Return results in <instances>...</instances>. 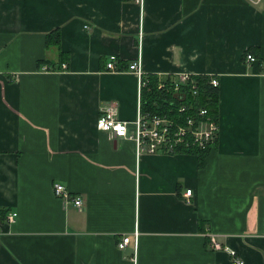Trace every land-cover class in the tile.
Wrapping results in <instances>:
<instances>
[{
    "label": "crops",
    "instance_id": "obj_1",
    "mask_svg": "<svg viewBox=\"0 0 264 264\" xmlns=\"http://www.w3.org/2000/svg\"><path fill=\"white\" fill-rule=\"evenodd\" d=\"M138 50L144 76L218 81L206 152L96 129L108 106L135 120ZM263 64L264 0H0V264H264Z\"/></svg>",
    "mask_w": 264,
    "mask_h": 264
},
{
    "label": "built area",
    "instance_id": "obj_2",
    "mask_svg": "<svg viewBox=\"0 0 264 264\" xmlns=\"http://www.w3.org/2000/svg\"><path fill=\"white\" fill-rule=\"evenodd\" d=\"M253 2V0H251ZM258 3L260 0H254ZM141 38V37H140ZM117 57L109 56L106 68L110 71L118 72L116 68ZM247 64L256 63L257 60L250 54H246ZM63 65V64H62ZM65 68V66L63 65ZM264 69V64L262 65ZM127 71L133 73L138 79L139 90L146 85L147 76H144L141 68V55L138 50L136 61L130 63ZM204 77V76H202ZM198 78L188 73H178L168 79L171 82L169 89L175 92L180 100L189 98L194 100L198 95ZM212 88L218 89V81L214 77H206ZM165 80L158 79L157 89L165 91ZM187 90L184 91L183 89ZM175 94V95H176ZM186 111V113H184ZM189 112V114H187ZM96 129L107 133L110 138H118L132 141L135 146V153L149 155H174L188 151H206L214 143L218 133V122L206 108H194L193 104H181L176 110L170 109V114H152L141 109L140 94L137 103L135 120L132 122L121 121L118 118L116 109L112 106L104 107L96 121ZM54 196L77 210L83 209V201L73 198L67 189L61 184L53 185ZM184 198L190 199L191 190H186ZM15 214L8 217V222L13 223ZM138 234L134 233V244L137 243ZM130 238L124 236L118 243L119 250H123L130 244ZM211 247L216 250H225L213 237H211ZM233 258L232 264H244L242 260L236 258L233 251H228Z\"/></svg>",
    "mask_w": 264,
    "mask_h": 264
},
{
    "label": "trees",
    "instance_id": "obj_3",
    "mask_svg": "<svg viewBox=\"0 0 264 264\" xmlns=\"http://www.w3.org/2000/svg\"><path fill=\"white\" fill-rule=\"evenodd\" d=\"M46 46L58 45L59 31L58 29L48 33L45 36ZM198 95L194 100L187 99V101L180 100L178 95L169 89L171 82L169 79L165 80V91L157 89L158 78L155 76H148L146 85L140 91L141 109L152 114H170V109L176 110L181 104H193L194 108H206L214 119H217L218 106V89L212 88L208 83L206 77L198 78ZM184 91L187 89L184 88ZM176 94V95H175ZM186 113V111L184 112ZM189 114V112H187ZM207 151V150H206ZM206 151H188L184 153H204ZM201 154L199 155V162L201 165Z\"/></svg>",
    "mask_w": 264,
    "mask_h": 264
},
{
    "label": "rangeland",
    "instance_id": "obj_4",
    "mask_svg": "<svg viewBox=\"0 0 264 264\" xmlns=\"http://www.w3.org/2000/svg\"><path fill=\"white\" fill-rule=\"evenodd\" d=\"M144 75V74H143ZM148 77V76H147Z\"/></svg>",
    "mask_w": 264,
    "mask_h": 264
}]
</instances>
